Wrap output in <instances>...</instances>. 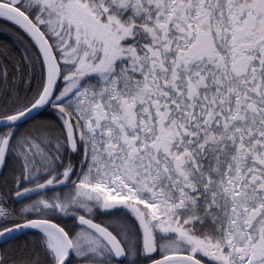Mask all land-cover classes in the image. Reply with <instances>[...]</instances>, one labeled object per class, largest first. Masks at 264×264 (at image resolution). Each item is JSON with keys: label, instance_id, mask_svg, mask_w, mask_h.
Wrapping results in <instances>:
<instances>
[{"label": "snow or ice", "instance_id": "obj_1", "mask_svg": "<svg viewBox=\"0 0 264 264\" xmlns=\"http://www.w3.org/2000/svg\"><path fill=\"white\" fill-rule=\"evenodd\" d=\"M0 264H264V0H0Z\"/></svg>", "mask_w": 264, "mask_h": 264}, {"label": "trees", "instance_id": "obj_2", "mask_svg": "<svg viewBox=\"0 0 264 264\" xmlns=\"http://www.w3.org/2000/svg\"><path fill=\"white\" fill-rule=\"evenodd\" d=\"M0 40H9V37L8 36L0 35Z\"/></svg>", "mask_w": 264, "mask_h": 264}]
</instances>
